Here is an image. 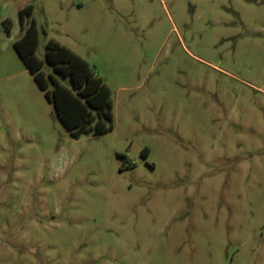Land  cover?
<instances>
[{"label": "rangeland", "instance_id": "1", "mask_svg": "<svg viewBox=\"0 0 264 264\" xmlns=\"http://www.w3.org/2000/svg\"><path fill=\"white\" fill-rule=\"evenodd\" d=\"M29 4L111 131L57 116L14 47ZM0 264H264V0H0Z\"/></svg>", "mask_w": 264, "mask_h": 264}, {"label": "trees", "instance_id": "2", "mask_svg": "<svg viewBox=\"0 0 264 264\" xmlns=\"http://www.w3.org/2000/svg\"><path fill=\"white\" fill-rule=\"evenodd\" d=\"M32 12V4L19 11L22 34L14 41V47L53 103L57 116L73 137L111 131L114 126L111 88L87 60L52 38L46 43L45 60L39 58V31L36 20L31 18ZM45 63L58 75L68 77L71 88L54 73L47 74L43 70ZM120 156L126 159L125 155Z\"/></svg>", "mask_w": 264, "mask_h": 264}]
</instances>
